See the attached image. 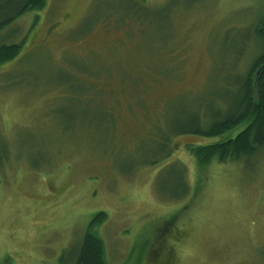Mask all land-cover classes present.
<instances>
[{"label": "rangeland", "instance_id": "1", "mask_svg": "<svg viewBox=\"0 0 264 264\" xmlns=\"http://www.w3.org/2000/svg\"><path fill=\"white\" fill-rule=\"evenodd\" d=\"M262 20L264 0H45L4 26L0 264H76L101 211L108 264H264V150L201 167L187 146L220 138L180 134L239 96Z\"/></svg>", "mask_w": 264, "mask_h": 264}, {"label": "trees", "instance_id": "2", "mask_svg": "<svg viewBox=\"0 0 264 264\" xmlns=\"http://www.w3.org/2000/svg\"><path fill=\"white\" fill-rule=\"evenodd\" d=\"M44 3L45 0H0V13L9 9L13 11L11 15L0 18V30L21 13L29 9H39ZM256 34L263 42V51L254 60L241 86L239 96L231 102L232 104H229L228 111L222 113L223 111L219 109L216 113L209 114L210 118L206 116L207 118L200 119L199 122L197 120L194 126L180 131V134L220 138L210 144L187 146L201 167L213 161L246 162L250 157L264 150V20L256 27ZM19 50L18 44L0 45V65L14 59ZM92 86L93 84L87 82L85 90L93 91ZM243 124L246 126L235 136L230 135ZM226 135L228 136L224 137ZM221 137L224 138L221 139ZM107 217L106 212L103 211L94 215L90 228L85 234L76 264H108L104 242L92 231L94 226L104 222Z\"/></svg>", "mask_w": 264, "mask_h": 264}]
</instances>
